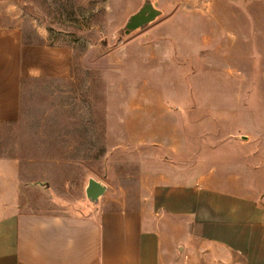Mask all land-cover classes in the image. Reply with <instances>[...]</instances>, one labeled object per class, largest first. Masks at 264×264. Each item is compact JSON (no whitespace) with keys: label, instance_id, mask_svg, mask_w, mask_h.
Returning a JSON list of instances; mask_svg holds the SVG:
<instances>
[{"label":"rangeland","instance_id":"rangeland-1","mask_svg":"<svg viewBox=\"0 0 264 264\" xmlns=\"http://www.w3.org/2000/svg\"><path fill=\"white\" fill-rule=\"evenodd\" d=\"M0 23L70 52L69 74L26 79L0 124L19 211H94L89 179L105 209L207 172L264 193V1L0 0Z\"/></svg>","mask_w":264,"mask_h":264},{"label":"crops","instance_id":"crops-1","mask_svg":"<svg viewBox=\"0 0 264 264\" xmlns=\"http://www.w3.org/2000/svg\"><path fill=\"white\" fill-rule=\"evenodd\" d=\"M69 58L0 23V124L20 118L26 79L67 76ZM238 185L207 172L128 208L58 214L19 211L1 184L0 264H264V193Z\"/></svg>","mask_w":264,"mask_h":264},{"label":"water","instance_id":"water-1","mask_svg":"<svg viewBox=\"0 0 264 264\" xmlns=\"http://www.w3.org/2000/svg\"><path fill=\"white\" fill-rule=\"evenodd\" d=\"M149 9L146 8L144 9L142 12L146 13L148 12ZM155 13V11H154ZM153 18V16H150L149 18L145 19V20H141L138 17L134 18L135 24H140L143 22H147L149 20H151ZM105 188L102 184H100L98 181L94 180V179H89L86 189H85V195L86 198L88 199V201L91 202V205H93L92 207H94V209H96V206L99 203V200L102 196V194L104 193Z\"/></svg>","mask_w":264,"mask_h":264},{"label":"built area","instance_id":"built-area-1","mask_svg":"<svg viewBox=\"0 0 264 264\" xmlns=\"http://www.w3.org/2000/svg\"><path fill=\"white\" fill-rule=\"evenodd\" d=\"M246 1H264V0H246Z\"/></svg>","mask_w":264,"mask_h":264}]
</instances>
